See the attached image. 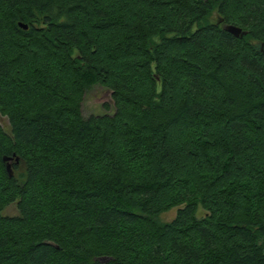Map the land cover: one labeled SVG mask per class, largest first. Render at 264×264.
I'll list each match as a JSON object with an SVG mask.
<instances>
[{"label":"trees","instance_id":"1","mask_svg":"<svg viewBox=\"0 0 264 264\" xmlns=\"http://www.w3.org/2000/svg\"><path fill=\"white\" fill-rule=\"evenodd\" d=\"M0 116V264H264V0H0Z\"/></svg>","mask_w":264,"mask_h":264},{"label":"rangeland","instance_id":"2","mask_svg":"<svg viewBox=\"0 0 264 264\" xmlns=\"http://www.w3.org/2000/svg\"><path fill=\"white\" fill-rule=\"evenodd\" d=\"M214 14L212 15V17ZM111 104V105H110ZM104 105H107L105 108ZM114 106L111 98V90L100 85H94L89 88L83 95L81 102V111L84 117L90 115H99L104 113H111ZM0 125L5 131H9L8 120L5 117L0 116ZM177 207H173L168 211H165L159 215V218L163 222L171 221L176 215ZM4 214L15 215L17 214V209L15 204H10L4 211ZM204 211L199 207L196 211L197 216H203Z\"/></svg>","mask_w":264,"mask_h":264},{"label":"water","instance_id":"3","mask_svg":"<svg viewBox=\"0 0 264 264\" xmlns=\"http://www.w3.org/2000/svg\"><path fill=\"white\" fill-rule=\"evenodd\" d=\"M19 25L23 29H26L27 28V25L26 24H23L21 22L19 23ZM223 29L225 31H227L228 33H230L231 35H233L234 37H241L244 34H246V31L245 30H242L241 27L236 26V25H233V24H226V25L223 26ZM11 158L12 157H7V158L5 157L4 159L11 160ZM15 160H17V159H15ZM7 170H8V173H10V163L9 162L7 164Z\"/></svg>","mask_w":264,"mask_h":264},{"label":"bare ground","instance_id":"4","mask_svg":"<svg viewBox=\"0 0 264 264\" xmlns=\"http://www.w3.org/2000/svg\"><path fill=\"white\" fill-rule=\"evenodd\" d=\"M111 105V104H110Z\"/></svg>","mask_w":264,"mask_h":264}]
</instances>
